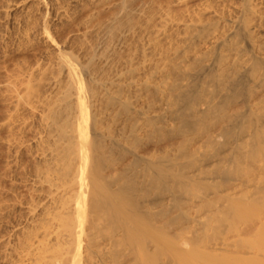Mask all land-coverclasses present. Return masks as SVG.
Wrapping results in <instances>:
<instances>
[{
  "label": "bare ground",
  "instance_id": "6f19581e",
  "mask_svg": "<svg viewBox=\"0 0 264 264\" xmlns=\"http://www.w3.org/2000/svg\"><path fill=\"white\" fill-rule=\"evenodd\" d=\"M5 1L7 263L264 264V0Z\"/></svg>",
  "mask_w": 264,
  "mask_h": 264
},
{
  "label": "rangeland",
  "instance_id": "374dc122",
  "mask_svg": "<svg viewBox=\"0 0 264 264\" xmlns=\"http://www.w3.org/2000/svg\"><path fill=\"white\" fill-rule=\"evenodd\" d=\"M4 2L6 1L4 0ZM0 3L2 4L3 0H0ZM1 7L2 6H0V10H1ZM1 21H3V18L0 19V22ZM62 26H64L62 27L63 29L61 28L56 31V34L59 31L58 38L61 40H63L64 38H67L70 40L71 32L76 29V27H74L75 23L71 24V22L70 23L66 22ZM29 43L32 45L25 44L24 42L23 44L19 43L21 46L20 45L16 46L18 44L17 42L16 43L11 42L10 44L8 42L6 43V45L5 44L0 45V119L4 117L5 110H6L5 108L6 101L4 97L5 92L3 88V80L5 79L6 74L14 68V65H17L18 63L25 64L27 62L28 63L32 62L36 58V56L37 57L39 56V53H40L39 45H37L35 42H32V43L29 42ZM28 45L31 48L34 46L32 50ZM3 137H4V132L2 129H0V264H8L4 258V254H5L4 241L7 240L10 234H12L11 229L14 228L15 224L21 221L22 215H20V213L22 214V212L20 210H16L10 213L9 212L6 213V211H3V203H4L5 197L7 196L8 193L11 192V189H13L14 186L16 189L15 190L13 189V190H14V193L18 196L17 197L18 199L20 198L22 194H25V193H22V192H25L24 191L25 189L23 190V187L21 185H16L15 181H13L10 178L9 170L6 166L7 153H6L4 144H3ZM24 161L25 163H28L26 159H24ZM12 184H14V186ZM13 201L14 200H12L11 202Z\"/></svg>",
  "mask_w": 264,
  "mask_h": 264
}]
</instances>
